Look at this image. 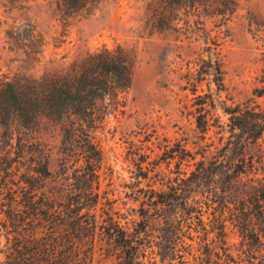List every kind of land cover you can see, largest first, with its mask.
I'll list each match as a JSON object with an SVG mask.
<instances>
[{"label":"rangeland","instance_id":"rangeland-1","mask_svg":"<svg viewBox=\"0 0 264 264\" xmlns=\"http://www.w3.org/2000/svg\"><path fill=\"white\" fill-rule=\"evenodd\" d=\"M57 1L0 0V80L17 74L39 77L46 68L65 72L104 48L121 47L133 58L131 87L116 100L101 103L94 136L103 158L95 191L98 221L109 213L132 232L144 204L156 198L154 192L171 193L178 178H190L189 204L202 208L203 223L194 219L189 225L169 222L154 228L142 264H264V220L255 216L252 199L246 216L239 214L248 179L232 182V166L244 157L264 178V135L241 155L234 150L239 131L233 130L227 113L249 108L264 114V0H239L230 20L179 7L177 0H99L72 14ZM159 14L168 23H160ZM16 30L20 37L10 40ZM32 30L36 40H31ZM217 57L222 78L211 65ZM201 114L208 120L205 131L197 124ZM33 138L40 144L34 149L51 157L52 180L68 174L73 178V170L62 164L60 131L44 125ZM200 168L204 180L197 185L199 175L192 172ZM16 183L24 187L21 196L32 190L24 179ZM34 185L40 195L42 189ZM168 210L171 214L175 209ZM235 214L246 219L245 234ZM224 221L226 237L221 238L219 224ZM4 234L0 264L12 253ZM18 245V256H30L27 238ZM160 245L169 256L160 255ZM173 247L176 256H170ZM123 256L122 248L98 230L93 264H121Z\"/></svg>","mask_w":264,"mask_h":264},{"label":"trees","instance_id":"trees-1","mask_svg":"<svg viewBox=\"0 0 264 264\" xmlns=\"http://www.w3.org/2000/svg\"><path fill=\"white\" fill-rule=\"evenodd\" d=\"M97 1L58 0L57 4L72 14ZM177 4L196 12L207 10L226 20L239 9V0H177ZM158 19L160 23H168L163 14H159ZM18 31L8 38L17 40ZM31 40H36L34 30ZM211 65L222 78L219 58L212 60ZM133 67V58L121 47L104 48L88 54L81 63L75 62L65 72L46 68L39 77L17 74L12 79L5 76L0 80V131L3 130L0 135V238L5 233L3 237L12 246V253L6 256L4 264H93L98 230L99 235L122 248L121 264H142L148 249L147 238L154 228H163L169 222L189 225L194 219L203 223L202 208L189 204L192 190L186 182L190 178H178L176 184L170 186L171 193L153 190L156 198L150 197L151 204L147 207L144 204L141 220L135 222L132 232L109 213H105L106 218L100 222L97 219L99 194L95 191L99 189L103 158L94 136L102 119L101 103L108 98L116 100L131 87ZM230 111L226 112L231 115L233 130L239 131L234 150L240 149L244 155L247 145L259 143L264 135V114L249 108ZM197 124L203 131L207 130V116L199 115ZM44 125L60 131L62 164L73 170V178L68 174L56 182L52 180L50 155L34 149V145L39 147L40 144L33 133ZM81 161L84 164L79 165ZM201 169L192 172V176L199 175L197 185L204 180ZM253 171L245 157L232 166V182L240 181L243 176L248 179V194L240 199L242 208L238 211L246 216L247 204L252 199L255 216L264 220V178ZM252 174L254 176L250 177ZM17 179H24L32 190L21 196L24 187L16 183ZM72 179L81 185L71 182ZM35 182L42 189L40 195L35 193ZM168 207L175 210L168 214ZM239 214H235V223L245 234L249 228L244 223L246 219ZM26 226L31 230L27 232ZM219 226L218 237L225 238V221ZM262 226L264 229V223ZM182 228L179 225L178 233L181 234ZM24 237L31 245L30 256H18L21 254L18 243ZM176 239L180 238L176 236ZM159 247L163 251L161 245ZM160 255L169 256L164 251ZM176 255L173 247L170 256Z\"/></svg>","mask_w":264,"mask_h":264}]
</instances>
